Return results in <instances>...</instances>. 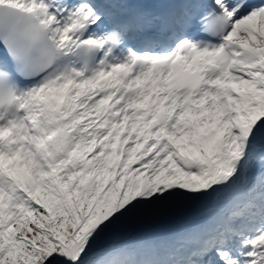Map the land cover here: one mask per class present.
<instances>
[{
    "label": "snow or ice",
    "instance_id": "6c2138e0",
    "mask_svg": "<svg viewBox=\"0 0 264 264\" xmlns=\"http://www.w3.org/2000/svg\"><path fill=\"white\" fill-rule=\"evenodd\" d=\"M0 8V264H264V0Z\"/></svg>",
    "mask_w": 264,
    "mask_h": 264
}]
</instances>
